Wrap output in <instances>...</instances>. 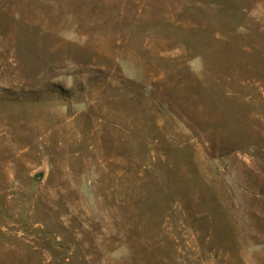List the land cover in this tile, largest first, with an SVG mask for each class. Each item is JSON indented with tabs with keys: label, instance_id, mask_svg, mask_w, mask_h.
<instances>
[{
	"label": "rangeland",
	"instance_id": "obj_1",
	"mask_svg": "<svg viewBox=\"0 0 264 264\" xmlns=\"http://www.w3.org/2000/svg\"><path fill=\"white\" fill-rule=\"evenodd\" d=\"M0 264H264V0H0Z\"/></svg>",
	"mask_w": 264,
	"mask_h": 264
}]
</instances>
